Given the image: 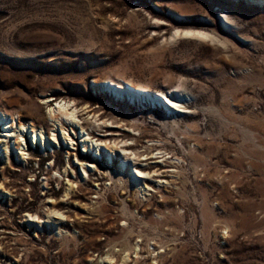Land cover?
Returning <instances> with one entry per match:
<instances>
[{
  "label": "rangeland",
  "instance_id": "obj_1",
  "mask_svg": "<svg viewBox=\"0 0 264 264\" xmlns=\"http://www.w3.org/2000/svg\"><path fill=\"white\" fill-rule=\"evenodd\" d=\"M186 28L215 40L171 37ZM124 80L184 97L169 111L105 86ZM61 102L78 123L50 118ZM6 111L57 140L33 143L28 133L29 159L11 153L0 264H264L263 3L0 0V140ZM145 130L167 145L141 160L151 144ZM194 137L217 139L204 145L211 165L190 157ZM139 163L176 184L160 188L153 172L132 178Z\"/></svg>",
  "mask_w": 264,
  "mask_h": 264
},
{
  "label": "bare ground",
  "instance_id": "obj_2",
  "mask_svg": "<svg viewBox=\"0 0 264 264\" xmlns=\"http://www.w3.org/2000/svg\"><path fill=\"white\" fill-rule=\"evenodd\" d=\"M252 1L253 2H256V3H260V4L263 3L264 4V0H252ZM221 19L223 20V22L225 24H230L229 22L231 21V18L228 16V14L225 11H222L221 12ZM227 26L229 27V25H227ZM210 34L211 33L206 32V31H203L202 29L199 30V29H196V28L195 29L194 28H186V29H183V30L176 29L175 33L172 34V36L171 35L170 36L172 38H175V37L179 36V37H183V38H191V39H198V40L199 39H201V40H204V39L205 40L206 39L207 40H211L212 39V41H214L215 39H214V37H212L213 35H210ZM109 85L110 86H108L107 84H105V86H107L108 88H113V89L117 90L118 93L122 95L121 97H123V96L124 97H128V98L130 97L131 100H132V98H134L136 102H137V99H138L139 102L142 101L145 105L146 104L148 105V103L150 105H153L154 103H157V102L158 103L164 102L165 103V107L169 111L170 110H173V111L176 110L175 107L177 108L178 103L180 101H182V99L184 97V95H183L184 93L181 92L182 91L181 89L178 90V89L174 88L172 90V92H171V95H169V93H167L166 91H162V90H156V91H153L152 90L151 91L148 87H145V86H142V85H134L133 83H131L130 81H127V80H124L122 83H118V82L115 83L114 81H111V83ZM87 108L90 109L88 112H93L94 111V109L92 108V106H88ZM157 111L158 110H156V112ZM76 112H77L76 109H72V105L70 103L61 102V103L57 104L55 107H51L50 108L49 115H50V118L51 119H55V120L59 121L60 118H64V120H66L68 122L70 121L71 123L74 122V124H75V123H78L75 120L76 119V114H77ZM94 112H96V111H94ZM194 116L196 117V115H194ZM1 118L3 119L2 121H4L3 123H5V127H4L3 130H6L5 133L2 134L5 137L0 140V144L5 149L4 151L6 152V156H7V163L4 165V168H3V171H2V175H1V178H0V191L1 192H4L7 189V187L9 186V184H10V182L8 181V178L6 177V174L5 173H6L8 167H12L13 166L12 157H11L12 151L15 149L16 155H17L18 159H20V160H25L26 161L31 156L30 152H28L29 149H28V144H26L25 134H28L29 133L31 135V138H32V142L33 143L42 142L43 141L44 143H47V144L50 145V143L56 141L57 138L53 136L54 138L46 139V137L44 136V133L38 131L36 121L31 120V121H26L28 123H25V118H24V116L20 112L18 113V115H15L13 113H10V112H7L6 111L5 113H3L1 115ZM76 125H78V124H76ZM139 125H136V128L135 129L140 130V127L141 126L139 127ZM191 126L193 127V129L196 132L200 133V128H201L200 125L194 124V125H191ZM61 128L63 129L64 127L61 126ZM81 129H83V126L81 127ZM10 130H12V131H10ZM146 131L147 130H145L144 132L148 135L147 142H149L151 144L145 146L146 147L144 149L145 152H143L140 155V157L142 158L141 160H144V159L148 160V159L153 158L155 154L156 155L161 154L162 153V150L167 145L162 140H159V138L150 137V136H152V134L148 133L149 131L148 132H146ZM88 138L89 137H86L85 138V141L86 142H88ZM67 139H69V138H67ZM193 140H194V143L199 146V149L197 150V153H192L190 155V157H193V160L198 165H204V166L211 165V162L210 161H212V152L209 150V148H208L207 151H204L206 149V147L204 148V145L205 144H207V146H210L211 144L213 145V143L216 142L217 139L215 137H212L210 139H205V138H202V137H194ZM136 141H138V140H136ZM9 142H12V144H9ZM115 144H116V142H115ZM115 144L114 145L112 144V146H111V148L113 150L116 147ZM92 145H96V147L98 149L101 146V144H96V143L95 144L93 143ZM131 148H135V147H131ZM128 149H130V148H125L124 151L125 152H129L130 150H128ZM67 153L70 154L71 152H67ZM168 153H170V152H168ZM73 154L75 155V153H73ZM77 156L80 158V160H82L80 163L83 164L84 163L83 162L84 159L81 158V156L79 154H77ZM163 156H165V155H163ZM128 158H129L128 157V153H125L124 163L121 166L122 168L128 166ZM168 162L169 161H167V163ZM133 163L136 164L137 162H133ZM170 167H174L176 169L179 166H178V164H175V165L172 164V165H170ZM50 168L52 169V171H54V165L53 164H51ZM137 168H139V173H141V174L138 175L136 173H132L131 174V177L132 178L137 177V180H139V181L141 180V178L143 176L142 175L143 173L153 172L154 175L152 177L160 178L159 180L156 181V184L159 185L160 188H162L164 190H168V186L166 185L167 183H170V185L171 184L172 185L173 184H176V183H174V181L173 182H170L168 180L162 179V175L161 174H163L162 172H166V170L161 171L160 170L161 168H159V169L157 168L156 169V168H153L151 166L145 167L141 163H139V165L137 166ZM148 169H149V171H148ZM167 171H169V170H167ZM173 172L174 171L172 170V173ZM50 179H51L50 175H47L46 181H50ZM70 181L72 183L75 182V181H72V180H70ZM139 184L140 183L137 181V183L135 184V186L137 185V187H138ZM145 186L148 188L150 185L148 183L147 184L145 183ZM69 190L74 191L73 190V187L72 186L71 187L69 186L66 189V192H67L66 194H68V191ZM130 201H133L134 204L136 203V199H134V198L130 199ZM168 201L170 202V199L168 198V196L162 195V198L160 199V202L167 203ZM148 204H150V203H148ZM50 206H51V211L50 212H56V213L58 212L56 210V208H55V203L53 201H52V203H51ZM149 207L150 206H148V208ZM38 218H39V222H41L43 220L40 217H38ZM33 219L32 220L30 219V220L31 221H34ZM36 219H37V217L35 218V220ZM138 245L139 244L136 243L135 246H134V249H133L134 252L136 253V257L137 258L139 257L138 256L139 255V246ZM127 249H128V247H127ZM109 259H111V258H109Z\"/></svg>",
  "mask_w": 264,
  "mask_h": 264
},
{
  "label": "water",
  "instance_id": "obj_3",
  "mask_svg": "<svg viewBox=\"0 0 264 264\" xmlns=\"http://www.w3.org/2000/svg\"><path fill=\"white\" fill-rule=\"evenodd\" d=\"M163 103V102H162Z\"/></svg>",
  "mask_w": 264,
  "mask_h": 264
}]
</instances>
